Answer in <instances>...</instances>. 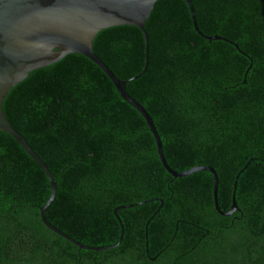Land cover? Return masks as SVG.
Here are the masks:
<instances>
[{"label":"trees","instance_id":"obj_1","mask_svg":"<svg viewBox=\"0 0 264 264\" xmlns=\"http://www.w3.org/2000/svg\"><path fill=\"white\" fill-rule=\"evenodd\" d=\"M190 1L199 31L223 39L195 31L184 0H155L138 76L127 79L145 61L137 26L98 30L92 50L127 79L166 163L211 166L218 208L232 195L235 209H214L208 170L167 172L140 112L95 63L68 52L30 69L1 109L55 181L45 218L88 246L118 242L78 247L47 228L38 208L48 181L0 131V264H264V0Z\"/></svg>","mask_w":264,"mask_h":264},{"label":"water","instance_id":"obj_2","mask_svg":"<svg viewBox=\"0 0 264 264\" xmlns=\"http://www.w3.org/2000/svg\"><path fill=\"white\" fill-rule=\"evenodd\" d=\"M155 0H0V131L9 133L42 169L49 187L45 201L38 208L42 223L50 230L70 240L78 247L107 248L115 245L88 246L71 238L44 216V210L55 193V181L39 155L29 146L24 136L8 121L1 109V101L6 91L35 67L51 63L68 52L85 55L95 63L109 78L119 96L133 106L143 116L152 134L156 153L162 166L172 176H181L198 169H206L212 177V200L214 209L228 214L236 204L231 195V202L226 211H221L216 202L217 176L209 165H196L176 171L165 161L161 144L152 119L143 106L131 97L124 89L127 79L138 76L147 63V37L144 22ZM195 31L208 39L224 37L218 34H202L197 28L193 7L190 0H184ZM117 24L137 26L143 36L145 61L143 68L127 79L114 75L107 64L92 50L95 33L105 27ZM236 46L235 43H233ZM234 185V184H233ZM121 236V231L119 238ZM118 238V239H119Z\"/></svg>","mask_w":264,"mask_h":264},{"label":"flooded vegetation","instance_id":"obj_3","mask_svg":"<svg viewBox=\"0 0 264 264\" xmlns=\"http://www.w3.org/2000/svg\"><path fill=\"white\" fill-rule=\"evenodd\" d=\"M160 201H161V199H160ZM124 206V205H123ZM126 206V205H125ZM118 207H121V206H118ZM214 207V206H213ZM115 209H116V207L115 208H113V212L115 211ZM232 224H233V221H231V224H230V227L232 226ZM72 238V237H71ZM120 240V239H119ZM79 242V241H78ZM174 242H176V240L174 239V240H171V241H169L168 243H167V245L168 244H173ZM83 244V243H82ZM117 244V243H116ZM115 244V245H116ZM86 245V244H85ZM84 248H86V247H84ZM100 249H104V248H100ZM147 252H148V249L146 248V246L145 245H142V254L144 255V254H147ZM188 253L190 252V250H188L187 251ZM156 255H157V253H154V254H152V255H148V257H149V259L150 260H153L155 257H156Z\"/></svg>","mask_w":264,"mask_h":264}]
</instances>
